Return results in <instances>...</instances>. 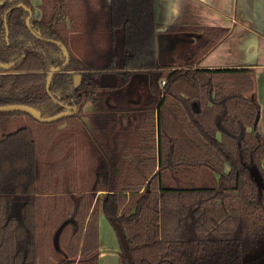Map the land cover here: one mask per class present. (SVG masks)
I'll return each mask as SVG.
<instances>
[{"label": "trees", "instance_id": "obj_1", "mask_svg": "<svg viewBox=\"0 0 264 264\" xmlns=\"http://www.w3.org/2000/svg\"><path fill=\"white\" fill-rule=\"evenodd\" d=\"M155 3L42 0L32 31L30 14L16 7L33 11L32 0L0 5V63H13L0 68V106H33L48 118L94 101L89 132L109 167L90 188L96 177L85 176L83 191L66 175L73 160L67 148L75 144L72 136L59 139V128L82 119L83 107L48 124L0 113V264H98L95 196L102 191L103 213L121 223L134 264H255L245 260L264 240V137L254 78L248 69L196 68L228 34L221 27L196 28L197 41L177 68L161 69ZM119 30L126 50L120 67ZM71 37L85 57L74 54ZM55 42L70 58L49 93V72L66 60ZM108 72L117 75L116 111L134 107L124 89L134 74L149 79L151 97L132 130L117 129L116 111L106 110L97 92L99 76ZM19 118L28 121L9 128ZM119 264H129L123 252Z\"/></svg>", "mask_w": 264, "mask_h": 264}, {"label": "crops", "instance_id": "obj_2", "mask_svg": "<svg viewBox=\"0 0 264 264\" xmlns=\"http://www.w3.org/2000/svg\"><path fill=\"white\" fill-rule=\"evenodd\" d=\"M32 4L39 15L42 0H32ZM155 10L159 30L157 57L163 70L177 68V60H180V56L184 54L188 46L195 45L197 41L199 34L195 31L196 28L221 27L229 30L218 45L201 58L196 68L210 70L242 68L251 71L261 111L257 128L264 137V0H156ZM117 37H119L118 44ZM118 48L122 52L120 55ZM82 52L85 57V51ZM125 53L123 31L119 30L115 35L114 50L118 67L122 65ZM127 88L130 95L139 92L143 95L142 97L148 98L147 75L134 74L132 83ZM104 106L111 109L108 102H104ZM95 111L93 102H88L83 107L84 121L89 129L92 127L89 115ZM117 115V129L132 130L134 128L135 115L128 112H119ZM105 166L104 170L107 174L109 167L107 163ZM96 180L97 177L93 182L96 183ZM106 196L107 192H98L95 199L101 197L103 205ZM102 205L99 214L100 257L98 264H119L121 247L118 250L116 239L114 240L116 233L113 234L115 231L112 232L113 230L107 227V223L110 225L111 223L105 217ZM106 243L107 246H111L112 243L116 245L114 249L116 258H112L114 260L112 263H110V252L112 251L106 249Z\"/></svg>", "mask_w": 264, "mask_h": 264}, {"label": "rangeland", "instance_id": "obj_3", "mask_svg": "<svg viewBox=\"0 0 264 264\" xmlns=\"http://www.w3.org/2000/svg\"><path fill=\"white\" fill-rule=\"evenodd\" d=\"M76 37H71V47L73 48L74 54L81 57L83 54V50L81 49V44L79 43V41L77 39H75ZM119 43V37H117V44ZM117 46V45H116ZM118 47V46H117ZM120 47V46H119ZM119 51V55L122 54L121 49L118 48ZM139 96L138 92L136 94H134L133 96ZM83 115V114H82ZM84 117V115H83ZM84 119H76L75 121H73L72 123L69 124H65L63 126H61L59 129L60 131V135L58 136L59 139H61V137L65 138L66 136H72L73 140H74V145L72 146L71 143L70 145H68L67 148V154L71 153L72 154V158L73 160H70L69 163L67 164V171H66V175L71 176L73 178V182H75L76 184H78V186H76L75 183H73L75 185V187H77L76 189H80V191L84 190L85 188H83L85 185L84 183L86 182L85 176H89L90 177H97L96 182H98L99 180H101L102 177H104L106 174V170H104L106 168V158L104 156V153L101 151V149L98 148L97 144L93 141L92 138V132H89V128L87 126V124L85 123V121H83ZM27 119H23V118H19L17 120L14 121V123L12 124V126H10L9 128H14L15 126H19L24 124L25 122H27ZM130 121V120H128ZM68 126L66 131H61V129H63L64 126ZM118 125V123H117ZM84 134H87L88 136H85ZM70 138V137H69ZM73 149V150H71ZM49 160L48 154H46V156H43V166H42V173H44L46 171V169H48L47 166V161ZM96 167V169H95ZM108 173V172H107ZM96 175V176H95ZM78 180V181H77ZM88 183V182H87ZM93 180L91 183L87 184L88 188H90V186L93 185ZM86 185V186H87ZM66 187V185H64ZM75 189V191H76ZM96 200H98L99 202V208L102 205V200L101 197L97 198ZM105 215V214H104ZM106 217V216H105ZM107 218V217H106ZM109 220V218H108ZM107 227L108 229L110 228L112 232H114L113 227H111V225L109 223H107ZM103 232L105 233V229L103 227ZM115 235V232L113 233ZM116 239V244H117V248L118 250H120V245H119V239L118 236L115 235L114 240ZM108 239H106L107 241ZM106 245V249L112 251L110 252V258H111V262L114 261L112 260V258H116V254L114 253V249L115 246L114 243L111 244V246H107ZM109 247V248H108ZM109 258V260H110ZM246 261L247 262H256L257 264H264V240H261L258 242V246L257 249L254 250L253 252L249 253L246 256Z\"/></svg>", "mask_w": 264, "mask_h": 264}, {"label": "water", "instance_id": "obj_4", "mask_svg": "<svg viewBox=\"0 0 264 264\" xmlns=\"http://www.w3.org/2000/svg\"><path fill=\"white\" fill-rule=\"evenodd\" d=\"M16 7L24 8L30 14V16L28 17V19L26 21V26L28 27V29H30L32 31V29H31V17L33 14H32L31 9L26 8L23 4H19ZM5 26H6L7 39H8L9 38V31L7 28L6 19H5ZM33 33H34V35L39 37L34 31H33ZM55 44L63 49V51L65 52L66 60L64 62V66L62 68H53L49 72V74L47 76V81H46L47 82V91L49 93H50V89H51V84H52L51 81H52L53 76L57 73H60L64 69V67L67 65L69 58H70L69 50L64 44H62L61 42H55ZM12 67H13V63L11 65H5V64L0 63V68H2V69H5V70L6 69H12ZM99 81H100V86L102 88L115 89L118 86L117 75L115 73H104L100 76ZM82 107H83V105H81L79 107L66 106V110L64 113L49 116L48 118L41 116V113L36 108H34L33 106L30 107V106L21 105V104L0 106V113L1 114L22 113V114L28 115L29 117H33L36 121H38L42 124H48V123L57 122L61 119H64L65 117L74 116L80 112ZM259 119L260 118L257 119V121H256L257 123H258ZM109 221H110L116 235L118 236L119 244L121 247V252L124 253L129 264H134L132 254L129 251L127 235H125V232H124V229H123L121 223H119L115 218H109ZM245 260H246V258H245Z\"/></svg>", "mask_w": 264, "mask_h": 264}, {"label": "flooded vegetation", "instance_id": "obj_5", "mask_svg": "<svg viewBox=\"0 0 264 264\" xmlns=\"http://www.w3.org/2000/svg\"><path fill=\"white\" fill-rule=\"evenodd\" d=\"M10 2L12 1V0H9ZM3 4V0H0V5H2ZM19 5V4H18ZM32 11V10H31ZM32 17L33 16H38V12H37V10H35V8H34V10L32 11ZM39 15H41V13L39 12ZM32 17H31V19H32ZM6 19V18H5ZM73 35V34H72ZM108 73H111V72H108ZM102 75V74H101ZM100 75V76H101ZM100 76H99V78H100ZM134 76V75H133ZM99 78H98V84H99V89L97 90V92L99 93H102L103 94V97H104V101L103 102H108V104H110V107H111V109L112 110H114V111H116V109H113L114 108V106H112V104H111V96L115 93L114 91L116 90V88L118 87H116L115 89H106V88H102L101 86H100V81H99ZM132 79H133V77L131 78V81L124 87V89H125V92H126V96L127 97H130V98H132L133 99V97L136 99H134V101H135V104H134V107H133V109H131V110H122V109H119V110H117L116 111V114H118L119 112H128V113H131V114H133V115H135V118H136V120H137V117H138V115L136 114L137 113V111L138 110H141V107H142V103L144 102V101H147L151 96H150V91H149V96H148V98H144V97H142L143 95L141 94V93H139L138 92V94H139V96L137 95V97L136 96H133L134 94H136L137 92H134L132 95H130V92H129V89L127 88L131 83H132ZM147 79H148V77H147ZM148 81H149V79H148ZM162 86V85H161ZM148 90H149V84H148ZM133 101V102H134ZM88 102H93L94 103V105H95V113H97V109H96V104H95V102L94 101H88ZM88 102H86V103H88ZM109 107H107L106 108V110H111ZM94 114V113H93ZM82 118L84 119V117L82 116ZM90 118V117H89ZM84 121V120H83ZM86 123V122H85ZM252 262V261H251ZM253 263H255V264H257L256 262H253Z\"/></svg>", "mask_w": 264, "mask_h": 264}, {"label": "built area", "instance_id": "obj_6", "mask_svg": "<svg viewBox=\"0 0 264 264\" xmlns=\"http://www.w3.org/2000/svg\"><path fill=\"white\" fill-rule=\"evenodd\" d=\"M161 85H162V86L165 85V81H162V82H161Z\"/></svg>", "mask_w": 264, "mask_h": 264}]
</instances>
